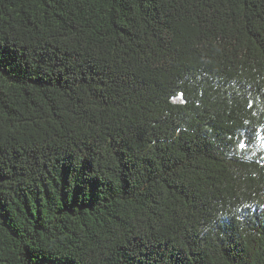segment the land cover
Here are the masks:
<instances>
[{
	"label": "trees",
	"instance_id": "1",
	"mask_svg": "<svg viewBox=\"0 0 264 264\" xmlns=\"http://www.w3.org/2000/svg\"><path fill=\"white\" fill-rule=\"evenodd\" d=\"M0 264H264V0H0Z\"/></svg>",
	"mask_w": 264,
	"mask_h": 264
}]
</instances>
